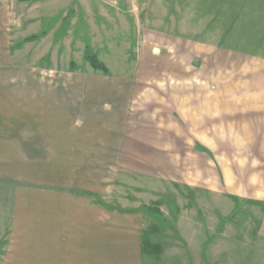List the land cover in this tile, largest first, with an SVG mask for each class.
Returning a JSON list of instances; mask_svg holds the SVG:
<instances>
[{"label": "rangeland", "instance_id": "1", "mask_svg": "<svg viewBox=\"0 0 264 264\" xmlns=\"http://www.w3.org/2000/svg\"><path fill=\"white\" fill-rule=\"evenodd\" d=\"M261 61L264 0H0V264L18 188H88L138 207L164 244L145 264H264V203L197 199L122 173L111 142L159 110L147 89L228 86Z\"/></svg>", "mask_w": 264, "mask_h": 264}, {"label": "crops", "instance_id": "2", "mask_svg": "<svg viewBox=\"0 0 264 264\" xmlns=\"http://www.w3.org/2000/svg\"><path fill=\"white\" fill-rule=\"evenodd\" d=\"M258 65L252 79L228 86L223 78L215 87L212 79H186L178 87L147 89L159 110L134 129L120 125L111 141L119 145L121 172L197 199L226 194L264 203V61ZM165 95L170 113L159 119ZM12 208L2 264H145L138 207L113 205L88 188H18ZM155 239L150 234L164 248Z\"/></svg>", "mask_w": 264, "mask_h": 264}, {"label": "trees", "instance_id": "3", "mask_svg": "<svg viewBox=\"0 0 264 264\" xmlns=\"http://www.w3.org/2000/svg\"><path fill=\"white\" fill-rule=\"evenodd\" d=\"M36 37H31L27 39V41H33L35 40ZM85 59L87 62L90 64V66L97 71H101L104 74H108L109 71L106 67V65L98 58V56L91 50L87 49L85 52ZM152 233L157 232V228L153 227L151 230ZM151 233L149 232H144V252L147 255H161L163 253V249L160 245H153L150 240H149V235Z\"/></svg>", "mask_w": 264, "mask_h": 264}]
</instances>
